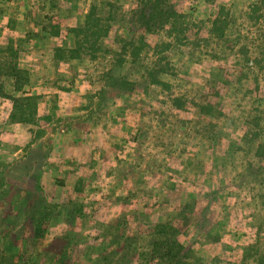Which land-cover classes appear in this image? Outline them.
I'll list each match as a JSON object with an SVG mask.
<instances>
[{
  "label": "rangeland",
  "instance_id": "obj_1",
  "mask_svg": "<svg viewBox=\"0 0 264 264\" xmlns=\"http://www.w3.org/2000/svg\"><path fill=\"white\" fill-rule=\"evenodd\" d=\"M256 1L173 0L183 16L169 37L142 30L138 0H0V264H167L153 243L168 236L185 247L174 264H264ZM22 83L28 121L7 98ZM30 144L45 185L26 177Z\"/></svg>",
  "mask_w": 264,
  "mask_h": 264
},
{
  "label": "trees",
  "instance_id": "obj_2",
  "mask_svg": "<svg viewBox=\"0 0 264 264\" xmlns=\"http://www.w3.org/2000/svg\"><path fill=\"white\" fill-rule=\"evenodd\" d=\"M139 1V24L144 32H150L152 30H165L167 36L172 37L174 36L177 23L179 22L180 17L183 16L181 11H177L173 0H138ZM259 9H264V0H257L252 5L253 12ZM94 7H91L90 11L86 15L85 19V27H77L73 30L75 31V36L78 38L80 33L85 32L90 27V19L93 16ZM224 7L219 9V13L211 20V28L210 31L217 34L219 37L223 36V30L226 26V18L227 13H224ZM179 32H182L179 30ZM178 36V35H177ZM136 54V52H135ZM10 76L19 77L21 74V70L17 67V65L10 66ZM162 72H167L165 69H160ZM149 76L151 77L150 81L152 84L160 85L163 88H167L170 84L163 80L157 78V75L153 71H148ZM26 81V79H25ZM22 85L17 87V90L20 91L23 95L21 97H16L13 95H8L7 98L11 100L12 106L18 108L21 114V120L28 121L27 119L23 118V109L21 104L23 103L24 106H30L31 104L34 107L31 108V113L35 114V101L31 95H28L24 91H22ZM173 103L175 106L180 107L181 101L179 98H174ZM12 120L17 119L14 113L10 115ZM255 155L258 157L264 156V143H259ZM157 231L165 234L168 233L169 226L165 224H157ZM153 248L156 253V258L160 262H166L167 264H174L179 263L178 257L181 255L183 250L185 249L184 245H182L178 240L173 237H164L161 240H156L153 243Z\"/></svg>",
  "mask_w": 264,
  "mask_h": 264
},
{
  "label": "crops",
  "instance_id": "obj_3",
  "mask_svg": "<svg viewBox=\"0 0 264 264\" xmlns=\"http://www.w3.org/2000/svg\"><path fill=\"white\" fill-rule=\"evenodd\" d=\"M1 33H2V31H0V39L2 38V35H1ZM53 102V101H52ZM45 103L47 104V103H51V101L50 100H48L47 99V102L45 101ZM47 113V112H46ZM8 116H7V113L5 112H3V115L1 114V119L3 118H7ZM6 124V123H5ZM11 125H13L12 123H7V125H4L3 126V129H1V130H4V132L6 131V130H11V129H13V128H11L10 126ZM9 135H13V136H18V134L17 133H13L12 134V132H10L9 131ZM24 137H26V135L24 136ZM10 138H12V137H10ZM30 146L31 147H27L26 149H27V151L26 152H28L27 153V158H29V166L31 167V169H33V167H34V170L35 169H37L35 172H32V171H29L28 170V173H27V175H26V177H27V179H29V182L31 183V182H37L38 184H41V182H42V179H44L43 177H42V175H41V170L39 169L40 167H41V165H42V163H44V160H40L39 158L37 159L36 158V154L39 152L38 150L39 149H37V148H34L33 146L34 145H32V144H30ZM40 148V147H39ZM49 150V152H51L52 151V149H48ZM19 150L17 149V150H13V153L14 154H16L17 152H18ZM35 154V155H34ZM34 156H35V158H34ZM45 159V158H44ZM42 167H45V165L44 166H42ZM47 167V166H46ZM39 171H40V174H39ZM45 182H46V178L44 179V182H43V184L45 185ZM29 193V190H26L25 192H24V194H28ZM67 227V224L65 223L64 224V228H66ZM63 229V228H62ZM32 230H33V232L35 231H38V230H40V229H38L37 228V226H34L33 228H32ZM6 243H7V247L9 248V249H11V248H13V247H17V248H22V246L24 245V241H22V240H20V243H18V245H17V243H13V240L12 241H5ZM19 255H17V256H13L11 259H12V261H10V263H12L13 264V262H16V261H19L18 259H19ZM58 260L59 259H57L56 257H54V256H45V257H43V258H41V260L39 261V264H47V263H50V264H53V263H58Z\"/></svg>",
  "mask_w": 264,
  "mask_h": 264
}]
</instances>
